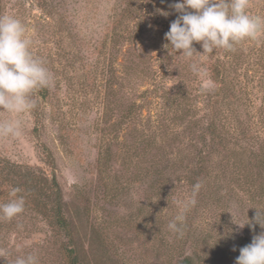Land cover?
Returning <instances> with one entry per match:
<instances>
[{"label":"rangeland","instance_id":"374dc122","mask_svg":"<svg viewBox=\"0 0 264 264\" xmlns=\"http://www.w3.org/2000/svg\"><path fill=\"white\" fill-rule=\"evenodd\" d=\"M175 2L0 0V17L13 16L24 23L32 54L45 61L54 77L51 87L33 94L35 107L31 110L17 114L0 109V123L19 121L21 132L19 137L0 136V188L10 192L18 188L27 195L40 190V182L48 186L56 179L71 235L82 244L91 264H174L181 254L191 252V241L172 232L168 224L192 198L193 185L184 177L186 169L178 160L195 155L194 144L203 142L200 128L192 126V133L186 123L180 127L185 128L184 135H178V141L167 149L172 150L170 159L178 165L167 169L165 184L153 172L138 178L134 165H127L138 138L148 140L154 133L157 121L169 108L168 97L184 93L192 98L193 119L201 116L206 111L203 99L194 98L202 88H215L213 62L221 58L228 67L234 57H224L221 51L200 53L201 44L194 42L198 53L192 60H185L169 46V55L163 59V23L177 18L170 7ZM247 13L264 18V0H249ZM138 26L135 37L129 38ZM154 39L158 42L152 46ZM242 48L247 59L227 79L250 91V97L245 96L246 107L257 121L256 112L264 102V35L242 42L238 50ZM193 61L199 64L198 73L189 67ZM154 86L157 89L152 91ZM205 123L202 120L201 125ZM251 126L261 143L264 129L260 124ZM233 128L237 134L238 124ZM236 143L231 138V147L241 154L243 149ZM245 161L252 172L254 159ZM219 169L215 167L214 173ZM263 181L261 176L257 183ZM223 193L217 196H224L219 206L211 208L227 215L225 226L219 225L221 216L209 218L203 212L194 218L190 233L194 238L211 233L215 227L210 222H217L211 234L217 235L218 247L204 245L212 264H232L229 242L239 243L238 238L245 235L252 242L264 231L253 220L257 208L247 196L240 202V196ZM46 201V208L39 207L42 210L25 205L24 212L12 220L0 219V255L4 256L0 264H14L18 255L28 254L36 257V264H67L63 247L68 235L53 224V197ZM204 206L198 210L203 211ZM261 207L264 209V198ZM232 217L239 223L249 218L253 227L246 224L240 229ZM207 240L211 242L212 237Z\"/></svg>","mask_w":264,"mask_h":264},{"label":"trees","instance_id":"16d2710c","mask_svg":"<svg viewBox=\"0 0 264 264\" xmlns=\"http://www.w3.org/2000/svg\"><path fill=\"white\" fill-rule=\"evenodd\" d=\"M142 4L151 5L153 0H140ZM155 9V8H154ZM171 24V22H170ZM170 24L168 22L163 23L164 34L170 30ZM139 26L134 29L133 32L129 33L130 37H135V32ZM157 39H154L152 46L157 44ZM167 44V40L163 42V59H167L169 53L164 49V45ZM239 45L236 46L235 51H225L224 49H218L214 51L213 54L218 51H221L224 57H233L231 62L226 65H222L221 58H217L213 62V73L216 83L215 88L211 91L206 88L200 90V94L194 99H203V103L206 111H203L201 116H198L193 119V114H191L192 106L190 107V101L192 98H186L183 91H181L182 96L179 94H174L168 97L169 108H165L163 115L160 120L157 121L154 133L148 135V140L144 139V136H140L136 144H134V153L128 157V166L134 165L136 170L135 175L138 178L148 177L150 173H156V175L162 176L161 183L165 184L169 177L167 169L170 167H176L178 164L176 162L180 161L181 166L185 167L186 174L184 177L187 178L188 182L192 185H195L197 182L202 184L201 189L194 197L196 200L195 205L190 208V213L185 214L184 225H183V234L186 241H191V252L183 253L176 258L174 264H212L213 260H209L208 252L209 249H205L204 245L206 244L210 248L218 247L219 239L216 238L217 235L213 236L211 233L216 226V221L210 222L215 228L205 235H199L191 237V230L193 225L194 218L203 212L209 216H216L217 218L221 216L219 220L220 227L225 226L226 220L228 217L225 214L213 212L212 206L218 207L220 204V199L224 198L221 195V198L217 197L219 192H224L228 196L234 195L235 197L241 198L240 202H245L243 196L248 197V201L252 205H255L258 210H264L261 207V203L264 198V181L257 183L259 178L264 177V138L261 143L257 139V136H254V131L251 130V125L260 124L264 129V102L260 105L259 109L256 112L255 121L253 118L255 116H249L248 110L246 107V97H250V91L247 90L246 86L238 87L236 83L228 80L227 78L231 73H236L237 68L241 66L247 59L248 54L244 52L243 48L239 49ZM170 50L171 46L169 45ZM251 49V48H250ZM172 51H170V57H172ZM229 75V76H228ZM233 79V78H232ZM157 86H154L152 91H155ZM180 93V91H178ZM206 95H203L202 93ZM238 94L236 95V93ZM163 97V96H162ZM164 101L167 98H163ZM250 100V98H246ZM264 99V96L263 98ZM261 99V100H262ZM237 107L239 109L237 110ZM228 114H225V112ZM191 115L190 120L188 117ZM253 117V118H251ZM202 120H205L206 123L201 125ZM183 123H186V128L192 132V126L199 127L202 132L199 139L203 142L201 146L194 144L196 153L190 159L182 158L177 160L170 159V151L167 149L174 144L177 139V136H183L185 133V128L180 130V127L183 126ZM238 124L239 132L236 134V129L233 128V124ZM203 126V128H202ZM179 132H176L178 131ZM193 133V132H192ZM209 136V140H207ZM231 138H234L238 147L243 149V152L237 153V151L231 147ZM169 139H173L171 142ZM141 143H144L143 148ZM215 157H220L217 159ZM135 158V162L131 160ZM246 158L254 159L256 171L252 170L246 166ZM186 161V163H185ZM220 166L221 170L217 174L214 173L215 167ZM255 171V172H253ZM216 175V176H215ZM256 176V177H255ZM196 178L199 181H191V179ZM52 182L48 186L45 185V181L40 182L39 189H34V192L25 195L24 193H18V195L25 198V205L35 206V209H40L39 207H47L48 197L50 195L53 197L54 201V222L53 224L58 227L60 230L66 232L68 235L67 244L63 247L64 257L67 264H91L87 261L86 254H83L82 244L77 242L73 235H71V224L63 215L62 210V196L61 190L56 179H52ZM6 187V186H5ZM49 189V191H47ZM259 191V192H258ZM10 191L3 190L0 188V204L6 203L9 201ZM42 196V198H41ZM205 204L202 210H198L201 204ZM42 210V209H40ZM210 218V217H209ZM203 234V230L201 231ZM210 233V236H209ZM212 237V241L208 242L207 238ZM215 237V239H213ZM239 243L229 242L230 250L229 255L231 256L232 264H235L236 258L240 255V248L249 244L250 238L245 236H240L238 238ZM237 239V240H238ZM211 240V238H210ZM211 244V245H209ZM225 252V250H224ZM96 263V262H95ZM94 263V264H95ZM120 264V263H119Z\"/></svg>","mask_w":264,"mask_h":264},{"label":"clouds","instance_id":"9594fccd","mask_svg":"<svg viewBox=\"0 0 264 264\" xmlns=\"http://www.w3.org/2000/svg\"><path fill=\"white\" fill-rule=\"evenodd\" d=\"M249 0H177L170 7L178 13L165 33L169 42L164 45L192 60L198 53L193 46L200 43V53L211 54L218 49L235 51L245 41H256L264 35V18L247 13ZM163 15H169L163 12ZM32 40L27 36L24 23L13 16L0 17V109L9 113H23L35 107L34 93L51 87L54 77L42 58L34 57L30 48ZM193 73L199 72V64L189 65ZM175 68V67H173ZM207 87V86H206ZM20 122L0 123V136L19 137ZM202 184L193 185L192 198L186 200L182 210L169 222L168 228L179 237L183 236L185 213L195 205V196ZM18 188L9 193L8 202L0 204V219L12 220L25 210V198L18 195ZM233 219V217H232ZM253 220L264 229V210L256 211ZM253 227L249 218L239 223ZM235 264H264V231L255 235L250 244L240 248ZM0 257H4L0 255ZM14 264H36L32 254L18 255Z\"/></svg>","mask_w":264,"mask_h":264}]
</instances>
